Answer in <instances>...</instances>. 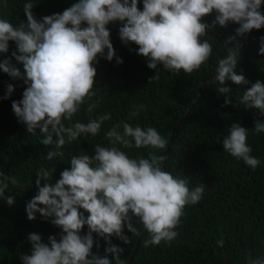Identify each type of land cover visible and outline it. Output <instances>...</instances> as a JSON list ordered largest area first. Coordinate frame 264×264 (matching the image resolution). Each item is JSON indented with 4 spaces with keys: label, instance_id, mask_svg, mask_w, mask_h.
<instances>
[{
    "label": "clouds",
    "instance_id": "obj_1",
    "mask_svg": "<svg viewBox=\"0 0 264 264\" xmlns=\"http://www.w3.org/2000/svg\"><path fill=\"white\" fill-rule=\"evenodd\" d=\"M138 4L139 0H79L62 13L37 19L28 0L23 6L27 23L14 25L0 17V53L9 51V41L15 42L11 57L23 65L24 71L10 58L0 60V70L26 85L22 99L13 101L11 107L28 133L36 135L39 130L43 134L39 143L54 146L46 160L63 157L64 146L82 136L96 137L104 122L112 119L108 112L91 116L102 99L94 89L97 70L93 65L98 63V55L123 63L110 39V22H121V42L135 43L137 54L147 58V67L156 70L150 83L160 79L158 65L174 74L199 71L213 53L207 32L216 25L235 23V35L225 41V55L216 64L212 83L220 85L216 90L224 95L222 106L232 104L231 89L223 86L226 80L237 85L249 83L234 71L243 52L237 38L264 27L262 0H143V10ZM6 6L5 0L0 7ZM213 12L211 24L202 22V17ZM259 54L264 56V37ZM13 91L9 84L4 99ZM240 103L264 116V82L252 83ZM84 105L87 122L74 120ZM144 107L133 105L130 117H137ZM254 124V134L264 133V121L255 119ZM249 131L240 123H232L228 135L218 143L226 153L255 170L261 161L251 154ZM104 139L108 143L97 144L94 155L73 156L70 169L63 170L54 183L53 169H36L38 192L26 204L27 219L33 221L39 213L61 231L59 240L50 235L47 243L40 234L29 233L31 254L20 256L22 264H126L121 259L123 249L111 243L112 236L128 244L131 241L124 234L125 227L134 236H141L136 226L140 224L148 234L143 240L145 248L159 246L162 241L168 244L179 235L176 229L186 215V206L203 199L204 184L190 188L187 178L166 170L168 155L158 151L164 153L170 141L155 127L120 121L104 132ZM133 148L146 149V155L132 156L125 151ZM18 183L14 176L0 171V198L9 206L14 198L5 196V191ZM80 208L90 215L85 217ZM85 225L88 231L82 235ZM93 233L108 244L103 256L92 252ZM95 244L100 247L98 241ZM216 244L222 248L224 239ZM108 254H112V260ZM248 264H264V258L250 259Z\"/></svg>",
    "mask_w": 264,
    "mask_h": 264
},
{
    "label": "trees",
    "instance_id": "obj_2",
    "mask_svg": "<svg viewBox=\"0 0 264 264\" xmlns=\"http://www.w3.org/2000/svg\"><path fill=\"white\" fill-rule=\"evenodd\" d=\"M28 0H6V8L0 7V17H6L14 25L27 23L23 6ZM32 9L37 19L43 16L62 13L79 0H31ZM5 0H0L3 5ZM138 7L143 10V0ZM261 12L264 14V0ZM215 12L202 17V22L211 24ZM121 22H110V39L116 56L123 60L117 64L116 59L108 61L102 56L94 63L97 70L94 89L101 97L100 105L93 111V118L111 113L112 119L105 121L100 134L82 136L70 145H65L63 157L48 161L47 153L53 145L39 143L43 134L37 130L36 135L27 132L12 110L13 101L22 99L26 85L22 80L13 79L0 70V171L14 176L18 185L9 186L5 196H12L14 204L9 206L0 198V264H22L20 256L31 254V244L27 236L31 232L40 234L44 243L50 235L59 240L61 229L44 220L39 213L36 219H27L26 204L38 192L35 184L36 169L43 166L53 169L51 182L60 179V173L71 167V158L81 154L94 155L95 146L107 144L104 132L120 121L142 127L152 126L169 139L165 152L168 155L166 170L174 176L187 178L189 187L205 185L203 199L196 205H188L181 219L182 224L176 229L178 237L168 244L163 241L159 246L145 248L143 240L148 234L143 226L141 236H134L125 227L124 234L130 238L125 244L115 236L111 243L123 249L121 259L126 264H248L250 259L264 258V133L254 134V120L264 121L258 110L247 109L240 99L247 88L257 80L264 82V56L259 54L264 27L253 29L243 37H238L242 45L234 71L243 75L248 84H235L230 79L223 86L231 89L232 104L222 106L224 95L217 92L218 82L212 83L218 60L225 55L224 45L229 36L235 35V23L227 27L216 25L207 32L206 38L213 45V53L199 71L178 74L163 70L159 81L149 82L156 70L147 67V58L138 55L135 43L123 44L119 38ZM231 47V45H228ZM16 50L15 42L9 41V51L0 53V60L10 58L12 64L23 73V65L11 57ZM105 49V55H106ZM13 85L14 91L7 98V86ZM95 99V97L93 98ZM143 104L144 110L137 117H130L133 105ZM81 112L74 117L87 122L88 116ZM232 123L250 129L247 143L252 147V155L261 163L253 170L243 161L233 158L223 150L222 141L228 135ZM122 130V129H121ZM53 139H57L53 134ZM125 151L129 155H146V149ZM44 181H41L43 186ZM41 207H43L41 205ZM79 211L85 217L86 210ZM135 220V217H134ZM87 225L81 230L86 234ZM223 238L221 248L216 241ZM94 254L105 255L108 246L104 238L93 233ZM100 247L97 248L95 242ZM112 260V254H108ZM114 264V261H113Z\"/></svg>",
    "mask_w": 264,
    "mask_h": 264
}]
</instances>
